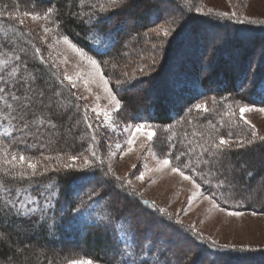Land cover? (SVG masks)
<instances>
[{"label": "trees", "instance_id": "trees-1", "mask_svg": "<svg viewBox=\"0 0 264 264\" xmlns=\"http://www.w3.org/2000/svg\"><path fill=\"white\" fill-rule=\"evenodd\" d=\"M17 1L0 0V11L8 12L16 6ZM25 1L33 4L38 3L44 9L49 7L53 8L64 30L85 50H88L93 43V36L97 34L104 36L111 33L114 46L110 48L106 55L103 57L96 56V58L107 61L111 65L118 64L117 70H113L112 72L113 79L119 77L117 76L118 71H120L119 78L125 79L121 75V70L128 72V66L132 63L149 65L148 74L136 76L129 83L121 85L120 88H117L118 93L132 91V93L138 94L144 90L146 91L147 87L152 86L154 83L156 85V82L162 81L166 85V75L167 77L172 75L176 77V84L175 86L173 85V88L177 92H174L170 97L166 94V97L161 99L156 96L155 101L152 100V103L149 102L150 106L147 104L144 105L147 101L142 96L140 97L141 105L133 103L134 98L128 97L130 102V105H128L129 109L133 113L145 118V120L136 121V123H146L158 127L164 137L161 143L164 144L167 152L170 150L168 148V138L170 136L173 137L171 143H176L177 147L180 146L178 143L180 140H183L185 144L192 142V145L195 146L197 142L203 143V140L199 136H193V132H205L206 135L215 133V130H212L213 128L208 126L207 120L198 118L188 120L191 118L188 114L192 113L193 106L200 100L205 98L222 100V98L227 97L232 102L241 101L243 103L244 101L250 100L254 105H264V29L257 30L253 28L254 26L247 27L236 22L222 21L218 22L219 24L212 22V25L217 24L213 30L220 31V29H223L224 32H227L224 34L226 39L220 38V42L222 43L215 42L214 37L205 38L204 30H201L200 27L188 32L191 29L189 27L184 28L186 32L183 29L180 37L176 38L172 42L173 44L165 45L163 41L158 43L157 39H153L150 31L162 25H170L172 28V25H176L180 21L182 22L181 16L185 13L183 10L185 9L184 7L177 6L174 12L171 13L169 8L167 9V6H163V2L166 0H123L121 4L127 5V7H117L115 9L106 5L107 0ZM155 2H158V4H154ZM95 4L98 6L104 4L106 7H109V11L107 13L97 12L96 16L92 18V23L89 24L87 22L89 17L86 14L93 11L92 5ZM179 11L182 14L179 15ZM127 12H132V27L128 26V24L126 26V22L129 20L122 21L126 16L129 19ZM74 13L82 15H74ZM195 25L197 24L195 23ZM170 26H168L169 29H171ZM127 31L129 36H125L126 38L122 37ZM211 31L209 30V32ZM189 34L192 36L190 44L186 43ZM201 36L204 40L202 39L203 43L198 46L200 44L199 42H201L199 40ZM243 36L245 38L241 40L239 37ZM5 37L10 38L13 42L15 46L14 51H11L10 46H5ZM164 41L166 42V39ZM148 42H156L158 45L156 48H152V45H148ZM181 42L183 43L179 45ZM244 43L246 44L245 50ZM169 46L171 48L165 54ZM251 47L253 49L256 48L255 52L262 50L261 54L263 55L258 58L257 56L260 55V52L253 54ZM36 48L40 49L39 54L35 52ZM248 48L251 50L250 52L247 51ZM21 49L24 51H21ZM230 50L234 52V56H240V58H237L240 59L238 63V66H240L238 68L240 70L239 80L235 74L232 75L228 72L222 74L223 70L221 68H226L227 62H222L220 54L224 55L227 53L230 56ZM89 53L95 55L93 52ZM10 54L19 55L21 61H13L8 67L0 66V75H4L5 79L8 80L9 91H15L17 95H20L24 91L20 86L22 83L20 77H26L27 73H32L40 77L39 84L41 86H47L49 96H51V90L53 88L57 91L62 90V96L58 99L60 101L62 100L63 103L64 100L66 101L64 107L57 106L55 115H51L47 110L41 113L40 109L36 107H33L31 113L27 114L28 119H33L34 116L41 114L50 116L56 124L55 129L44 132L45 138L42 142L34 141L31 136L25 137L28 140V145H31L30 147L18 142L20 138L19 132H16L14 135L5 136V130L7 129L11 132L12 128L6 120L0 117V144H3L10 151L35 158L39 155L42 157L43 155L48 156L51 152L62 156L78 155L81 153V143L78 140L83 134L89 133L90 130L87 129L84 120H82L80 111H75L72 108L75 105L74 97L70 90H67V85L61 77L57 75L50 63L46 60L41 48L31 33L20 27L19 23L4 15L0 17V60L8 59ZM153 58L155 59L154 64L152 63ZM218 60L220 61L217 67H214ZM174 62L177 63V66L174 65ZM15 63H20V70L17 76L13 78L8 74ZM220 64H223V66ZM219 73L224 79H222V85L216 83V77ZM14 79L16 81V87L12 88ZM0 87H4V84L0 83ZM69 101L71 102V107H68L66 104ZM9 102L13 103L10 99ZM172 102H174V105L171 104ZM171 105L172 107H170ZM217 105L215 104V107H212L209 112L210 119H208V122L211 121L212 125H215L212 119L218 114ZM0 110H4L3 115L8 114V111L4 109L3 101H0ZM12 114L18 115L19 113L13 112ZM76 115H78L79 119L75 118ZM188 121L192 123L190 126L187 125ZM19 123L18 120L13 121V124L17 126H19ZM169 126H171L170 131H165ZM214 129H216V126ZM227 130L226 134H229ZM84 139L86 143H90L87 137H84ZM253 146L244 149L233 148L230 153L221 155V160L216 165V168L219 169L218 175L221 178L227 177L231 181L229 203H222V206L226 205L230 208L236 207L233 209L238 210L264 211V198L260 197L264 192V187L261 184L262 178H264V158L263 156L261 158V156H255L254 154L255 151L261 152L264 147L259 146L254 149ZM261 153L264 154V152ZM261 159L262 162H260ZM242 161L248 163L249 167H244L243 170L240 168L237 169L234 166L236 164L235 162L241 163ZM2 163L3 157L0 156V183L12 189L13 192L19 189L21 192L19 199H24L31 193L37 196L39 205L43 207L47 202L43 197L38 195L39 192H44L47 195L52 191H56L58 195L53 198L52 206L47 208L43 218H40L39 212L31 217L16 216L14 212L8 213L7 215L4 212H0V232L6 237V239L0 241V264H55L59 258L58 256L65 249L71 248L73 244L83 252L86 251V254L95 258L99 263L109 264L111 262V264H117L119 257L115 256L114 258L115 254L112 251L113 242L111 236L104 232L102 228L95 227L97 218L107 214L109 211L114 217L117 215L132 217L136 224V230L141 234L147 232L153 238L158 237L161 242L171 241V245L162 243L161 246L165 248L171 247V251L167 255L172 261V264H176L178 260L180 264H190L189 262L193 258L191 257L192 254L187 253L186 259L188 263H183L185 261V248L182 249L183 252L179 249L178 251L176 248V245L180 243L178 239L187 230L179 225H174L171 220L163 216V212H157L152 208V203L138 195L132 197L129 192L123 190L132 201L125 200L122 202L120 199L125 197L119 195L120 192L117 191V188L106 189L98 183V181L103 179L99 169L92 168L74 173L68 171H62L59 174L48 173L34 176L29 180L13 179L7 174L8 170L5 171L3 169ZM41 168L39 167L38 171ZM248 171L255 173L251 179L247 176ZM83 175L89 176L91 182H80L74 179L76 176ZM192 175L197 182H200L199 177L195 173H192ZM246 181L250 182L249 187L245 184ZM49 183L53 185L52 188H46V185ZM114 184L116 185V183ZM116 187L119 186L116 185ZM202 188L206 194H209L207 185H203ZM92 189H96L99 192V196H95L89 201L87 194ZM243 189L249 193L247 194L248 197L237 194V190L241 191ZM106 191L108 192L107 195L105 194ZM251 191L253 192L252 195L250 193ZM8 195L3 189H0V203ZM101 196L104 199L101 200ZM115 197L116 201L114 200ZM12 198L15 199L17 197ZM82 201L83 203H81ZM97 201L99 203H96ZM131 202L139 205L142 210L153 215L154 219L156 218L155 220L159 222L158 224L155 221V224L161 229L165 228L171 236L166 237V230H163L165 235H162L159 231L154 229L153 231L151 229H158L157 227L150 228L147 225L139 223L130 211ZM248 202L251 203L250 206ZM89 212H91V216L88 215ZM161 217L165 218L164 224L160 222ZM151 221L153 223L154 220ZM120 235L123 238V234L121 233ZM193 242L195 244L194 248L197 250L202 248L207 253L205 259L201 257L202 263L199 261L194 264H213V262L215 264H260L257 258L252 257L248 253L236 255L232 253L234 251L218 250L200 240ZM188 245L191 247V244L188 243L185 244V247ZM156 254L158 255L159 253L157 252ZM260 258L264 259V256Z\"/></svg>", "mask_w": 264, "mask_h": 264}, {"label": "rangeland", "instance_id": "rangeland-1", "mask_svg": "<svg viewBox=\"0 0 264 264\" xmlns=\"http://www.w3.org/2000/svg\"><path fill=\"white\" fill-rule=\"evenodd\" d=\"M123 1V0H121ZM18 3H16V6L9 10L8 12H4V15L6 17L10 18L11 14L12 16L18 17L16 19H13L15 22L19 23V26L28 30L32 37L36 40L39 47L41 48L46 60L50 63L53 70L57 73L59 77L64 81V83L67 85V90H70L71 94L75 93V95H72L74 97V103L75 105L72 106V108L77 111V106H79V111L81 113V117L83 120V114H84V106L87 105L89 109V116L92 117L91 123L93 124L94 128L97 129V135H98V141H99V154L103 157L105 160V168L108 164H111L113 171H115L116 175L120 177H128L132 181V186L135 189L136 195L143 198L144 200L155 203L156 207L159 209H163V216L165 218L171 217V221L174 223V225H179L181 227H184L187 232L182 233V237L178 239L180 243L176 245L177 250L179 249L182 251L184 249V257L185 261L183 263H188V260L186 259L187 253L191 255L192 260L189 262L190 264H194L195 262L202 263L201 257L205 259L207 256V253H205L202 248H199L198 250L195 247V244L193 241L200 240L203 242H206L207 245H211L213 248L218 249L215 245H213L211 242L215 241L216 245H228L229 248H219L218 250H230L234 251L232 253L236 255H242L248 253L252 257L257 258L259 260L260 264H264V259H261V256H264V211L261 210H238L233 209L236 207H228L224 205L223 207L226 208L227 211H239L242 212V216L238 217H232L228 216L227 212H221L218 208H212L211 204L208 200H204L202 197L196 198L191 205H188V198L191 196L192 192L194 191L193 185L190 181L184 180L182 177H180L178 174H174L171 172L170 169H164L160 172L156 171H147V169H155L157 167L158 158L162 159L164 155L167 153V150L164 147V144H162L163 134L161 133V130L158 127L152 126L153 129L156 131V135L153 137V140L151 142L146 140V132L148 129L141 130L140 133L137 134V140L136 143L133 145V151L128 153L127 155H123L121 158V152L120 150L116 149L115 145L116 143H120L124 146V148H127V145L124 144V141L126 138L131 134L127 132H123L122 129L126 125H135L136 121H143L145 120L144 117L139 116L135 113H133L129 106L130 102L128 97L134 98V102L138 105L140 104V97L144 98L147 102L144 103L150 106V103H152V100H156V96L161 98L166 97V94L170 97L173 95L174 92H177L173 88V85L175 86L176 77L174 75L168 76L166 75V85L160 82H156L150 86L147 87V90L139 92L138 94L130 92L126 93H118L117 88L115 86V78L112 77V65L107 64L105 66L103 63H101V68L105 74L106 77L110 78V86L113 88V90L118 94V97L122 99L123 107L120 110L118 114L113 115L112 122L119 125V127L114 131L112 127H109V122L104 121L103 116L101 115L99 118H96V114L91 112L90 109L95 107L97 103L100 105V108L103 109L105 105H107V99L106 94L103 92L102 85L99 84L98 80L95 83H90L88 85V88L91 89L89 91L85 88V85L82 80L77 79V73H86L90 71L89 66L86 62L81 61L79 56H77L71 49L68 48L67 45H65L62 41L57 43L58 40H60V37L62 35H68L69 38L74 42L77 43L71 36L66 32L59 20V18L56 17L55 13L53 16L49 18V20H43V19H37L32 20L30 17H27L24 15V12H33V13H39L43 14V12L46 10L44 7L39 6L38 3L33 4L31 2H26L25 0H18ZM152 3V2H151ZM154 4H158V2H155ZM97 5V4H95ZM107 6L109 5V0H107L106 3ZM167 6V9L169 8L170 12L173 13L176 9V6L179 5V7H184L183 9L185 11L184 15L182 17V22L176 23V25H172V28L170 25H162L157 28L164 29L168 28L170 26L172 31V35L165 38L162 35L158 37L153 31H150V34L152 35L153 39H157L158 43L160 41H163L165 45L172 43L176 38L180 37V34L182 33L184 28H191L188 30L193 31L198 29L199 27L201 30H204L205 38H213L215 39V42H220V38H225V33L223 29H220V31H215L214 26H217L216 23L218 22H237V19H227V18H221L215 15L217 12H228L230 15L233 11H236L240 18L248 17L250 20H257V21H264V0H166L163 2V6ZM162 6V3H161ZM169 6V7H168ZM99 6L97 5V8ZM173 7V9H172ZM200 7L203 9V12H197L196 8ZM212 10V15H209L208 10ZM179 15L182 14L181 11H179ZM132 12L128 13L122 21H128L126 22V26L132 27L133 20L131 16ZM12 19V18H11ZM23 21V25L20 24V21ZM212 22H216L214 25H212ZM195 23L197 25H195ZM188 24V25H187ZM219 24V23H218ZM247 27L256 28L257 30L264 29V24L255 23H239ZM186 25V26H185ZM222 25V24H220ZM48 27L51 29L50 33H45L44 28ZM154 28V29H157ZM208 30V31H207ZM209 30H212L209 32ZM184 32H186V29H184ZM192 34V33H191ZM184 35V34H183ZM230 35V34H229ZM129 36L128 31L122 36ZM150 36V35H149ZM233 36H239V35H233ZM190 34L187 36L186 43H191ZM204 37V36H203ZM229 37V36H228ZM126 38V37H125ZM241 40L245 38L239 37ZM124 39V38H123ZM152 39V38H151ZM166 39V43L164 40ZM204 38L202 36L200 37L199 42L203 43ZM245 41V40H244ZM246 42V41H245ZM183 42H181L179 45H181ZM211 43V42H210ZM247 43V42H246ZM78 44V43H77ZM153 45L155 43H149L148 45ZM173 44V43H172ZM171 44V46H172ZM248 44V43H247ZM79 45V44H78ZM229 45V44H228ZM81 46V45H79ZM169 46L165 52L167 53L168 49L171 48ZM229 46H232L231 44ZM246 44L244 43V50H245ZM257 47V45H256ZM153 48V47H152ZM180 48H182L180 46ZM232 48V47H231ZM230 48V49H231ZM252 48V47H251ZM256 48L252 51L248 48L247 51H251L253 54L260 52V55H256L258 58L262 56L261 54L262 50L255 52ZM155 51V49H154ZM223 52V51H222ZM227 52V51H226ZM206 53V52H205ZM232 53V55H231ZM251 53V54H252ZM90 54V53H89ZM227 54V53H225ZM220 54L222 59V62H227L226 68H221L223 64H220V68L223 70L224 74L225 72H228L230 74L237 75V78L239 80V72L240 66H238L240 59H237L240 56H234V52L230 50L229 54L230 56ZM91 55V54H90ZM235 57V59H234ZM264 57V56H263ZM192 58V57H190ZM98 59V58H97ZM252 59V58H251ZM100 60V59H98ZM220 60L217 61L214 67H217V64ZM243 64V62H242ZM174 65L177 66V63L174 62ZM138 64H130L128 66V72L131 75L133 73V70L136 69ZM219 68V70H221ZM132 69V70H131ZM210 69V66H209ZM208 69V70H209ZM206 70V71H208ZM218 70V71H219ZM148 71V70H147ZM149 73V72H148ZM212 73V72H211ZM242 73V72H241ZM65 74L72 76L73 80L76 83V87L72 88L71 85L67 80H64ZM120 71H118V75L120 77ZM253 75V73H252ZM136 76H139L137 73ZM118 77V78H119ZM217 84L222 85L223 84V78L218 74L216 77ZM223 79V80H222ZM162 83V84H161ZM183 91V90H181ZM99 96V101L96 100V97ZM124 96V97H121ZM77 97H86L87 99H77ZM139 98V99H138ZM62 101V100H61ZM66 100H64L65 103ZM212 98H205L203 100H200L197 103L201 102H207V106L209 108V111L207 113L201 111H197L194 106L192 108V113H189L188 115L192 118H198L207 120L208 126L209 122V112L212 107H215V105L212 104ZM218 105L217 112L218 114L214 119H212L215 122L216 129L214 134H210L214 138L218 140L219 136L222 134L226 138H228V134H226V130L228 133H232V139H235L237 135L244 136L246 139H250V131L251 129L247 125H243L241 121H239V109L236 107L237 104L244 105L247 104L250 107H264V105H254L250 100L244 101L243 103L241 101H233L232 100H217ZM63 101L61 104H64ZM196 103V104H197ZM67 104V102H66ZM171 104L174 105V102ZM232 104L233 109L232 111L235 112V116H229L225 115V113L228 111L227 105ZM152 105V104H151ZM172 107V105L170 106ZM71 108V109H72ZM140 108V107H139ZM138 109V108H137ZM138 112V111H136ZM76 114V112H75ZM245 117L251 121L252 124L255 125L256 130L259 135L264 136V113L253 111L250 113H246ZM75 118H78V115L75 116ZM79 119V118H78ZM224 123V124H223ZM192 123H188L187 125L190 126ZM220 124H222L220 126ZM224 125V126H223ZM227 128V129H226ZM225 129V130H224ZM223 130V131H222ZM79 143H81L82 152H85V150L88 147V143H86L85 139H79ZM141 144H144V147H141ZM264 147V144H261L259 141H257L255 147ZM151 149V152L149 151ZM261 150V149H259ZM156 153L155 156L152 155V153ZM261 152H264V149L261 150ZM260 151H255V156H263ZM110 153H114V155L110 156ZM66 157V155L62 156L60 154L50 153L47 157H52L53 159L45 161L44 157L45 155L38 156V157H28L33 162L38 163V168L40 167V164H47L50 168H55L60 164L67 163L66 158L58 160L57 157ZM4 160V157H3ZM264 160V159H263ZM262 162V159L260 160ZM81 163L80 160L76 161V164L79 165ZM234 165L237 169L240 168L241 170L244 169V167H249L248 163L242 161L241 163H237ZM136 165V168H133L132 165ZM3 169L5 171L11 170L16 173H19L20 171H27L30 172L31 170L27 168V164L19 165L17 164L15 168H13L11 165H7L2 163ZM37 168V175H40V172H42V168L40 171H38ZM230 169V168H229ZM228 169V170H229ZM62 171H68V170H62ZM55 171H49L46 174L50 173H56L59 174L60 172ZM81 171L80 169H75L68 172H78ZM141 171L146 172L145 178L143 181L137 180L135 177L139 175ZM231 174V173H229ZM231 178V177H230ZM113 183H116L117 186H119L118 181H112ZM247 187H249L250 182H245ZM261 184L264 187V178H262ZM117 191H119V195L123 196L125 198H121L120 200L125 201H132L127 194L124 191L129 192L130 190H121L119 187H116ZM260 189V188H259ZM206 194V192L201 189ZM251 195L253 192H250ZM237 194L243 195L248 197L247 194H249L245 189L238 191ZM136 196V197H138ZM138 197V198H139ZM262 198H264V192L261 194ZM116 201V197L114 198ZM250 201V200H249ZM127 202V201H126ZM135 202V201H134ZM121 203V202H120ZM131 204L130 211L134 214L135 219L138 220L139 223H142L144 225H147L148 227H157L151 228L152 230L159 231L162 233V235H165L163 233V230H166L165 228L161 229L155 224V219L153 215L147 213L146 211L142 210L139 205H136L134 203ZM249 206L251 205L250 202H248ZM120 205V204H119ZM260 209H262L260 207ZM255 213V215H253ZM151 220H154L153 223ZM176 221H180L179 224L176 223ZM158 224L159 222L156 221ZM169 224V223H167ZM173 225V226H174ZM153 230V231H154ZM189 231V232H188ZM167 232V230H166ZM190 233V234H188ZM195 233H199L203 236V239H200ZM192 235V236H191ZM171 235L167 232L166 237H170ZM192 242V243H191ZM191 244V247L189 245L185 247V244ZM192 248V249H190ZM236 249V250H233ZM240 249H243V251H240ZM178 250V251H179ZM188 251V252H187ZM63 252V251H62ZM66 252V253H64ZM60 256H58V260H56L55 264H68V261L70 259H91L93 257H90L88 254H86V251H82L79 247H76L75 244L71 246L69 249H65ZM183 252V251H182ZM233 258V256H232ZM203 259V260H204ZM207 259V258H206ZM234 259V258H233ZM97 262V260H96ZM97 264H102L101 262H97ZM206 264V263H204Z\"/></svg>", "mask_w": 264, "mask_h": 264}, {"label": "snow or ice", "instance_id": "snow-or-ice-1", "mask_svg": "<svg viewBox=\"0 0 264 264\" xmlns=\"http://www.w3.org/2000/svg\"><path fill=\"white\" fill-rule=\"evenodd\" d=\"M109 5L115 9L117 7H127V5H122L121 0H109ZM179 7V5H177ZM93 11L91 13H87L89 20L87 21L89 24L92 23V18L96 16L97 12L99 13H107L109 11V7H106L104 4H100L97 8L96 5H92ZM197 12H203V9L200 7L196 8ZM55 10L51 7L47 8L43 14L33 13V12H24V15L30 17L32 20L43 19L49 20L51 16H53ZM209 15H212V10H208ZM10 18L16 19L18 17L12 16ZM74 15H82L76 14ZM216 16L227 19H237L238 23H260L264 24V21L250 20L248 17L240 18L236 11H233L231 15L228 12H217ZM4 16V12L0 11V17ZM20 24L23 25V21H20ZM156 36H160L161 32L163 37L167 38L172 35V31L164 28V29H153L152 30ZM45 33H50L51 29L48 27L44 28ZM87 39V37H86ZM93 43L89 47L88 50H85L83 47L79 46L77 43H74L68 35H62L60 40L57 41L59 43L62 41L65 45L68 46L77 56H79L81 61L87 63L90 68V71L86 73H77V79L83 81L85 88L91 91L88 88L90 83L99 82L102 85L103 92L106 94L107 105L104 106L103 109L100 108V105H97L90 109L91 112L96 114V118H99L101 115L104 118V121L109 122L108 126L112 127L115 131L119 125L112 122V117L115 114H118L123 107L122 99L118 97V94L113 90L110 86V78L106 77L102 68L101 63L107 66V61L98 60L96 56L103 57L107 54L112 46H114V40L111 33L107 35L100 36L99 34L93 36ZM5 46H10L11 51L15 50V46L10 38L5 37ZM162 46V44H161ZM153 48H156L157 45L153 44ZM21 51H24L21 49ZM35 52L37 54L40 53V49L36 48ZM89 52L95 53V55H90ZM13 61L20 62L21 57L19 55H9L8 59L0 60V66L8 67ZM152 63H155V59H152ZM118 64H112V69L117 70ZM149 65L147 64H139L136 69L133 70V73L130 75L129 72L121 70V75L125 79L117 78L115 80L116 88H120L121 85L129 83L131 80L136 78V74L143 76L148 74ZM20 70V63H15L11 67V71L9 72V76L15 78L17 73ZM21 88L24 91L17 95L15 91L8 90V80L5 79L4 75H0V83L4 84V87H0V101L4 102V109L8 111L7 115H3L4 110H0V117L6 120L9 126L12 128V131H8L7 129L4 132L5 136L14 135L16 132L20 133V138L18 140L19 143H24L28 145V140L25 137L31 136L34 141L42 142L44 137V132L50 129H55L56 124L52 121L50 116H34L33 119H28L27 114L31 113L33 107L39 108L41 113L47 110L51 115H55L57 111V106L64 107V104H61V101L58 99L62 96V90L57 91L55 88L51 90V96L48 95L47 86H41L39 84L40 77L27 73L26 77H20ZM64 80H67L72 88L76 87V83L73 80L72 76L65 74ZM63 83V81H61ZM16 87V81L13 80L12 88ZM75 95V93H72ZM9 99L13 102L10 103ZM77 99H87L86 97H77ZM100 97L97 96L96 100L99 101ZM223 100H227L228 98H222ZM212 104L215 105L218 101L215 98H212ZM15 105V106H14ZM67 106L71 107V102H67ZM236 107L239 109V121L243 123V125H247L250 131V139H246L244 136L237 135L235 139H232V133L228 134V138L223 135H220L218 140L211 135H206L205 132H193V136H199L203 143L197 142L195 146L192 145V142L187 144L184 143L183 140L178 141L179 147H177L176 143H171L173 137L168 138V148L170 149L162 159L158 158L157 167L155 169H147V171H156L160 172L164 169H170L172 173L178 174L184 180L190 181L193 185L194 191L191 196L188 198V205L198 197H202L204 200H208L211 204L212 208H218L221 212H227L228 216L238 217L242 216L243 213L239 211H227L223 204L229 203V193L231 191V181L228 180L227 177L221 178L218 175L219 169L216 168L217 163L221 160L222 154L230 153L233 148L235 149H244L250 148L255 145L257 141L261 144H264V136L258 134L256 127L251 123L246 117V113H250L253 111H258L264 113V107H250L247 104L239 105ZM194 108L199 112L203 111L207 113L209 108L207 106V102H201L194 105ZM228 111L225 115L235 116V112L232 111L233 105H227ZM79 106H77V111H79ZM191 111V109H190ZM13 112H18V115H13ZM89 109L87 105L84 106V114L83 120L86 124L87 129L90 130L89 133L83 134L81 139L87 137L90 140L87 149L85 152H81L78 155H66V157H57L58 160L65 159L67 163H63L58 165L55 168H50L47 164H40L42 167V172L40 175H44L49 171L59 172L62 170L72 171L75 169H80L81 171L90 170L92 168H97L101 171L103 179L98 181V183L103 188H112L115 189L116 185L112 183V181H118L119 188L121 190H130L129 194L134 197L136 195L135 189L132 186V181L128 177H120L116 175L115 171H113L111 164H108L105 168V160L99 154V141L97 135V129L94 128L91 123L92 117L88 114ZM19 121V126L13 124V121ZM79 123V122H78ZM191 123V121H188ZM209 126L211 128H215V125H212L211 121H209ZM143 129H148L146 132V140L151 142L153 137L156 135L155 129L152 128L151 125L146 123H136L135 125H126L122 131L131 133L124 144L127 145L125 149L124 146L120 143H116V149L120 150L121 158L123 155H127L128 153L133 151V145L136 143L137 134L141 132ZM171 126L165 131H170ZM207 131V130H206ZM29 147L31 145H28ZM141 147H144V144H141ZM199 149V150H197ZM151 152V149H149ZM114 155V153H110V156ZM153 156L156 153H152ZM0 156L4 157L3 163L7 165H11L13 168L16 167L17 164L24 165L27 164V168L30 169V172L20 171L19 173L13 172L11 170L7 171V174L11 176L13 179H31L32 177L37 175L38 163L33 162L24 154H18L16 152L10 151L3 144H0ZM53 159L52 157H44L45 161ZM80 160L81 163L79 165L76 164V161ZM133 168L137 166L132 165ZM192 173H195L196 176L199 177L200 182H197L194 179ZM146 172L141 171L139 175L135 178L137 180L143 181L145 178ZM255 175L254 172L248 171L247 176L251 179ZM76 181L80 182H91V178L87 175L76 176L74 177ZM208 186V193L205 195L203 191H201L202 186ZM53 185L49 183L46 185V188H52ZM0 189H3L5 193L9 195L3 199L2 203H0V212H4L6 215L8 213H13L16 216L20 217H31L37 212L40 213V218H43L46 214L47 208L52 206V200L55 198L58 193L56 191H52L47 195L44 192H39L38 195L43 197L47 202L43 207L39 205V201L37 196L29 193L24 199H19L21 192L19 189L12 191L5 187L3 183H0ZM107 195L108 192L106 191ZM88 200L91 201L93 197L99 196V192L96 189H92L88 194ZM17 197V198H12ZM100 199H104V197H100ZM58 202V201H57ZM83 203V201L81 202ZM96 203H99L97 201ZM91 207V205H89ZM152 208L157 212H163V209H159L156 207L155 203L152 204ZM78 211V209H77ZM91 216V212L88 213ZM255 215V213H253ZM170 220L171 217H168ZM161 224L165 223V218L161 217ZM177 224L180 221H176ZM95 227L102 228L104 232L108 233L111 236L113 247L112 251L115 256L119 257L117 264H172V261L168 258L167 253L171 251V247L165 248L162 247L161 244L171 245V241H163L160 239L153 238L147 232L144 234L139 233L136 230V224L133 221V218L128 216H112L109 211L107 214L98 217L95 223ZM123 234V238L120 234ZM200 239H203V236L199 233H195ZM6 239L4 234L0 232V241ZM218 249L219 248H229L228 245H216L215 241L211 242ZM233 250H236L233 248ZM243 251V249H240ZM159 253L158 255L156 253ZM68 264H97L95 258L91 259H70ZM111 264V262H109ZM176 264H180L179 260ZM215 264V262H213Z\"/></svg>", "mask_w": 264, "mask_h": 264}]
</instances>
